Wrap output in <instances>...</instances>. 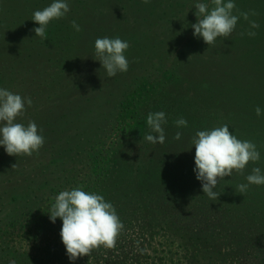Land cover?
Segmentation results:
<instances>
[{
    "label": "rangeland",
    "instance_id": "1",
    "mask_svg": "<svg viewBox=\"0 0 264 264\" xmlns=\"http://www.w3.org/2000/svg\"><path fill=\"white\" fill-rule=\"evenodd\" d=\"M10 1L0 6H15L22 18L17 22L8 16L17 22L11 37L21 40L16 47L24 51L34 39L41 52L28 61L37 68L29 64V69L6 75L7 85L16 81L7 90L32 99L17 122L34 121L45 143L31 156H9L0 147V264H73L60 236L62 220L52 223L49 213L61 191L77 186L111 202L124 229L112 247L95 248L75 264H251L245 251L227 252L224 241L212 239L196 218L195 204L208 196L194 172L192 140L197 131L227 124V109L211 97L235 86L244 72H264V0H250L247 6L246 0H233L234 14L254 10L257 15L250 20L259 28L250 29L241 17L231 36L217 38L211 46L191 27L198 20L195 5L205 3L211 10V0H99L85 11L84 19L69 3L64 18H79L82 30L73 42L52 41L58 29L51 24L63 21L53 20L46 28V47L38 43L32 29L40 25L32 19L53 0L39 7L34 0L28 7L23 0ZM148 29L152 31L147 38L143 32ZM248 31L257 34L249 37ZM103 37L129 42L127 72L107 75L95 55V41ZM181 42L188 45L183 52L187 58L174 52ZM170 51L175 56L161 61ZM143 82L152 84L145 88ZM226 102L223 106L229 105ZM213 108L222 112L210 116L207 111ZM160 111L167 119L165 143L142 142L144 136L155 135L147 125L148 113ZM188 113L187 118L205 119L193 123V130L178 128L174 122ZM178 131L182 136L175 140ZM162 154L175 161L176 173L183 175L170 194H165L162 181L146 179L150 160ZM13 164L18 166L12 169Z\"/></svg>",
    "mask_w": 264,
    "mask_h": 264
},
{
    "label": "clouds",
    "instance_id": "2",
    "mask_svg": "<svg viewBox=\"0 0 264 264\" xmlns=\"http://www.w3.org/2000/svg\"><path fill=\"white\" fill-rule=\"evenodd\" d=\"M144 2L147 3L148 0ZM211 3L213 5L211 10L205 3L195 5L198 20L191 25L194 35L197 38L202 37L205 44L211 46L217 38L231 36L241 17L249 22L250 29L259 28L256 21L250 20V16L257 15L254 10L234 14L237 6L233 0H227V2L211 0ZM69 11L70 6L67 0H53L43 10L33 13L32 20L40 26L32 31L36 37H44L49 23L66 16ZM72 28L76 32L82 30L75 20L72 21ZM246 34L249 37H255L257 33L248 31ZM129 48V42L118 37L96 39L95 55L109 77H115L118 72L128 71L129 61L125 52ZM190 59L191 57L189 62ZM32 103L30 97H22L5 88H0V147H3L9 156H31L45 143L43 130L38 129L34 121H29L27 125L17 122V118L26 110L25 105L31 107ZM255 112L258 117L262 114L259 106L256 107ZM166 123V114L163 111L149 112L147 125L151 133L155 135L144 136L142 142L164 144L166 136L163 125ZM174 123L178 128L188 125L184 118L177 119ZM181 136L182 133L178 131L174 139L180 140ZM192 143L195 148L196 178L202 184L203 193L212 200L220 197L219 192L214 189L224 181L225 177H232L234 170L243 175L250 162L255 163L260 160V152L256 144L249 140L238 139L227 124L211 130L197 131ZM17 166L13 164L12 169ZM246 180L247 183L237 186L240 193H246L249 185H264V174L259 167H254L251 174L246 176ZM54 201L50 208V220L52 223H55L58 218L62 220L60 236L73 264L78 258L89 256L95 248L112 247L124 229V224L113 204L106 201L100 194L85 191L83 186L61 191ZM10 264H15V261H10Z\"/></svg>",
    "mask_w": 264,
    "mask_h": 264
},
{
    "label": "trees",
    "instance_id": "3",
    "mask_svg": "<svg viewBox=\"0 0 264 264\" xmlns=\"http://www.w3.org/2000/svg\"><path fill=\"white\" fill-rule=\"evenodd\" d=\"M14 1L15 0H12V2ZM23 1L24 4H26L25 7H28V4H30L32 0ZM34 1H38L37 7L46 4V0ZM98 1L99 0H68V3L74 6L72 12L77 11L75 13L84 19L85 11H87L88 8H95ZM6 2L11 3L10 0H0V5ZM16 2L17 1H15V3ZM131 2L133 1L130 0L129 3ZM250 2V0H246L243 4L247 6ZM163 3H161L162 7ZM168 6H172L171 3ZM79 9L81 12L78 11ZM153 15L154 14H152L151 17H153ZM8 16L14 17L17 22H20L22 19L15 6L7 9L0 6V88L5 89H9L16 84L15 81L14 84L12 82L11 85H7L6 75L9 73H11V75L17 74L19 70L29 69L30 67L28 65L31 63L28 61L32 59L34 54H39L41 52L36 44H33L32 41H35L34 39L29 42V45L27 43L26 46L24 45V51L18 48L19 45L16 47V42H21V40L15 41L14 38L11 37L17 33L15 32L17 22L8 20ZM78 19L69 18V22H66L65 18L62 17L63 21L59 23L53 22L51 25L58 29V32L55 31V33L58 34L55 35V33H52L55 36H51L53 37L51 38L52 41L61 44L68 43L70 40L73 42L79 32H76L72 28V21L75 20L78 22L80 21ZM22 26L27 27L26 29L29 28L26 23ZM151 31L152 29H148L143 32V36L145 35L147 37V34ZM21 33H23V31ZM27 33L24 32V35L21 34V37H24ZM49 40L50 38L48 39L45 35L44 37H38V43L43 47L48 45ZM187 47L183 42L178 43L174 52H178L179 55L181 54L187 58V54L183 53L186 51ZM152 49L155 50L156 45H154ZM6 54H10L12 58L19 56L21 60L19 63H16L12 58H10L11 60L6 58ZM172 54L171 51L165 54L161 61H166L167 59L169 61ZM40 56H42V53L39 57ZM183 56L179 59V64L184 61L185 58ZM31 65L37 68V66ZM241 76L242 77L239 79H236V85H238L239 88L236 85L227 88L223 87V89L221 88L219 90V94L211 98L217 105L227 109L223 112L227 113V125L230 131L238 139L242 141L249 140L256 144L257 150L260 152V160L255 163L250 162L246 166L243 175L234 170L232 177H225V182L222 181L218 184L217 188L214 189L219 192L220 197L216 200H212L206 196H202L195 204L194 210L197 213L195 215L199 224L203 223V228L210 234L212 239H218L220 242L224 241V246H222L227 252L234 253L245 251V256L251 260V264H264V185H249L246 193H240L237 190L239 184L247 183L246 176L251 174L254 167H259L262 174H264V72L257 68L250 73L244 72ZM176 78L178 79V77ZM143 84L145 87L152 83L143 82L142 85ZM236 99L238 100L236 101ZM226 101H229V105L223 106L227 103ZM232 101L234 102L232 103ZM257 106L262 110V114L259 117L255 112ZM214 108L211 109L212 112L208 109L209 111H207V113H211L210 116H214V111L218 110L217 112H222L221 109L214 110ZM183 110L186 111V108ZM188 115L189 113L187 116L181 114L180 117L185 119L189 117ZM233 118L238 119L237 123H231V121H234ZM187 119H190L188 121H190L191 124L189 127L188 125L187 127H183V129L188 131L194 129L193 123H196V121H203L205 118L199 115L195 116V118ZM238 122L239 125H236ZM149 163L150 166H147L148 174L146 179L151 181V183L157 180L162 181L161 186L165 188V194H170L169 189L174 190L180 186L179 184L183 179V175L176 173L178 165L174 166L176 163L175 161H168L166 156L162 154L161 157H158V160L152 158ZM173 194L178 196L179 193L173 191ZM217 244L221 246V243Z\"/></svg>",
    "mask_w": 264,
    "mask_h": 264
}]
</instances>
